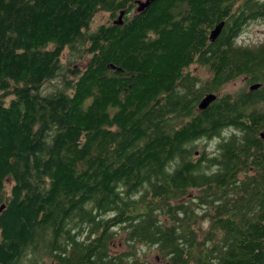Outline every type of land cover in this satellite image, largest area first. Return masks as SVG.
Segmentation results:
<instances>
[{
  "label": "trees",
  "instance_id": "obj_1",
  "mask_svg": "<svg viewBox=\"0 0 264 264\" xmlns=\"http://www.w3.org/2000/svg\"><path fill=\"white\" fill-rule=\"evenodd\" d=\"M137 1L0 0V264H264V0Z\"/></svg>",
  "mask_w": 264,
  "mask_h": 264
},
{
  "label": "rangeland",
  "instance_id": "obj_2",
  "mask_svg": "<svg viewBox=\"0 0 264 264\" xmlns=\"http://www.w3.org/2000/svg\"><path fill=\"white\" fill-rule=\"evenodd\" d=\"M114 21V20H113ZM112 22L110 14L107 12H99L93 19L91 29L94 30L100 25L103 24H108ZM237 42L242 45H250V46H256L261 43H264V20H257L251 22L244 32L241 34V36L237 39ZM89 58L86 60L76 63L74 61V56L71 55V52L67 49L63 55L62 58V64L65 66V68L69 67H75L77 64L81 65H86L88 62ZM66 70V69H65ZM189 71L194 75L199 77L203 82H206L207 79L211 77L210 70L206 67H202L198 64L193 65ZM61 86V80L60 78L47 83L44 86L43 92L44 94H49L52 92H55L58 90ZM250 86H247L246 84V79L245 78H239L226 86L223 87L221 92L219 93V96L224 95V94H234L237 92H240V90L246 88L249 90ZM231 130H224L220 138H215L212 140H201L196 143V146L200 151L203 149L206 150V152L210 155L216 152V146L220 142L222 138L228 137L231 134ZM144 251H149L146 247L143 248ZM154 254H151L153 256Z\"/></svg>",
  "mask_w": 264,
  "mask_h": 264
},
{
  "label": "water",
  "instance_id": "obj_3",
  "mask_svg": "<svg viewBox=\"0 0 264 264\" xmlns=\"http://www.w3.org/2000/svg\"><path fill=\"white\" fill-rule=\"evenodd\" d=\"M155 0H146V1H137L136 4L138 5L137 11L138 12H144L148 9V7L151 5V3ZM124 12L121 13L119 20L116 21L118 24H122V19H123ZM224 22L218 24L216 28L211 32L210 35V41L214 43L218 37L220 36L223 28H224ZM261 87V84H254L250 86V90L254 91L257 90ZM218 96L216 94H208L204 97V99L199 103V109L204 111L206 110L214 101H216ZM262 139L264 140V133L261 134ZM5 206H2L0 208V212L4 210Z\"/></svg>",
  "mask_w": 264,
  "mask_h": 264
}]
</instances>
